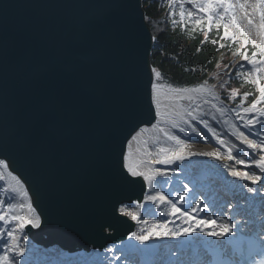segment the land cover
Here are the masks:
<instances>
[{
    "label": "water",
    "instance_id": "obj_1",
    "mask_svg": "<svg viewBox=\"0 0 264 264\" xmlns=\"http://www.w3.org/2000/svg\"><path fill=\"white\" fill-rule=\"evenodd\" d=\"M151 47L140 0H0V157L45 220L34 242L87 251L131 232L117 209L144 182L123 179L121 152L149 123Z\"/></svg>",
    "mask_w": 264,
    "mask_h": 264
},
{
    "label": "snow or ice",
    "instance_id": "obj_2",
    "mask_svg": "<svg viewBox=\"0 0 264 264\" xmlns=\"http://www.w3.org/2000/svg\"><path fill=\"white\" fill-rule=\"evenodd\" d=\"M170 2L174 3L175 0ZM186 3L191 4L195 11L186 12ZM174 15L175 12H169L170 17ZM186 16L187 22L201 28L205 40L213 28L218 31L222 29L220 41L239 45L236 55L250 69H245V64H241L242 71H237L236 75L242 76L244 83L254 87L255 98L245 107V101L252 95L251 92H245L236 108L229 109L214 91V86L208 87L206 83L191 88L165 85L159 83L161 73L153 68L154 77L150 78L147 87L148 111L144 114L150 126L149 123L136 125L127 138L126 151L121 152L122 170L126 173L123 179L134 183L136 178H141L146 191L142 201L132 202L135 209L121 207L119 211L121 215L142 225L139 232H131L128 239L145 246L144 250H151L150 241L173 240L178 242L179 249L185 246H202L206 258L201 264H241L235 258L236 238L240 231L238 225L232 219L222 220V212L216 214L207 199L198 198L203 193L190 187L191 181L184 176L187 166L169 169L172 165L183 164L185 160L190 161L192 157L232 161L234 165L243 167L222 164L221 167L227 171V175L240 181H248L250 185L259 184V188L249 187L248 191L264 197V192H261L264 189V0H180L181 26L185 25ZM175 23L173 20V24ZM211 43L216 45L218 41L213 39ZM219 46L224 47V44ZM249 46L252 49L250 54ZM220 87L223 88L224 85ZM237 96L238 92L233 89L228 100L235 101ZM184 100L189 102L187 106L180 103ZM204 105L210 107L206 109ZM233 114L240 121L239 127L232 122ZM206 116L225 125L228 135L235 137L239 145L244 146L243 149L224 138L209 119L204 118ZM197 125L211 134L223 152L186 151L190 142L184 136L195 134L203 137ZM237 151H243L248 159L235 155ZM8 167L5 159L0 157V168ZM252 168L258 169L259 174L251 171ZM173 174L184 178L173 180ZM8 175L18 187L4 188V191L16 196L22 193V202L5 203L0 198V241H4L0 247V264H25L21 259L25 256V247L21 241L29 239L26 229H39L45 220L31 202L23 178L12 171ZM4 179L0 175V181ZM181 183L183 188L179 187ZM166 184H171V188L165 190ZM13 198L9 196L10 200ZM227 207L231 209L232 205ZM202 212L213 214L201 216ZM157 216L167 219H157ZM261 229L264 230V222L261 223ZM203 237L215 238V241L206 243ZM181 238H184L183 241ZM120 251L127 258L125 250ZM173 255L177 253L173 252ZM260 264H264V261Z\"/></svg>",
    "mask_w": 264,
    "mask_h": 264
},
{
    "label": "trees",
    "instance_id": "obj_3",
    "mask_svg": "<svg viewBox=\"0 0 264 264\" xmlns=\"http://www.w3.org/2000/svg\"><path fill=\"white\" fill-rule=\"evenodd\" d=\"M144 6L147 18L156 16L158 11L153 4L144 3ZM182 42L184 41H181V37L173 34L155 36L151 64L161 73L159 82L191 86L204 79L205 74L201 73L203 72L201 66L205 64L210 51L196 54V43L191 42L186 46Z\"/></svg>",
    "mask_w": 264,
    "mask_h": 264
},
{
    "label": "bare ground",
    "instance_id": "obj_4",
    "mask_svg": "<svg viewBox=\"0 0 264 264\" xmlns=\"http://www.w3.org/2000/svg\"><path fill=\"white\" fill-rule=\"evenodd\" d=\"M211 139H212V136L210 135V139L208 138V137H203V140H200V142H202V143H200V144H197V145H195V146H191L190 147V149H189V151H195V152H207V151H213V149L215 148V150H218V148L216 147V146H214V145H216V142L215 141H211ZM234 141H236L235 139L233 140V141H231V142H233V143H235ZM236 144L238 145V147L240 148V149H242L241 147H240V145H239V142L238 141H236ZM235 154L236 155H239L242 159H247V157H246V155H245V153L243 152V151H237V152H235ZM207 158V157H206ZM258 158V157H257ZM209 159V158H208ZM187 162H193V164H194V160L193 159H191L190 161L189 160H187ZM208 162H210V163H212L214 166H219V163H217V161H215V162H211V159H209L208 160ZM197 165L198 164H203V162L202 163H196ZM215 168H219V167H215ZM251 170V169H250ZM226 171V170H225ZM251 171H255L256 173H258L259 174V170L258 169H254V170H251ZM226 173H227V171H226ZM201 174H205V173H200V172H196V175H194V177H198V176H200ZM231 181H228V182H226V187H228V185H235V187H236V189L238 188V189H246L247 188V183L245 182V181H240V180H238V179H234V178H231L230 179ZM231 182V183H230ZM248 182V181H247ZM256 185H251L250 187H255ZM215 187H217V191L219 192V191H221L223 188H221V186L219 185V183H218V186H215ZM260 187V185L258 184L257 185V188H259ZM234 193V192H233ZM251 195H255V194H253V193H251ZM222 196H225V195H222ZM135 240H129L128 238L126 239V241H124V242H122V243H119V244H117V245H114V246H110V247H108L106 250H109V251H111V250H113L114 248H118V247H120V248H123V249H126L127 247H128V250L129 249H131V247L135 244ZM104 251V252H102V253H93V259L94 258H96L97 259V257H102V256H104V255H106V253H107V251ZM96 259H94V260H96Z\"/></svg>",
    "mask_w": 264,
    "mask_h": 264
},
{
    "label": "rangeland",
    "instance_id": "obj_5",
    "mask_svg": "<svg viewBox=\"0 0 264 264\" xmlns=\"http://www.w3.org/2000/svg\"><path fill=\"white\" fill-rule=\"evenodd\" d=\"M232 59H233V56H232ZM203 107H205L206 109L207 108H209L208 106H203ZM206 119H209V120H211L210 119V117H205ZM145 135H148L147 133L145 134ZM195 135V134H194ZM197 136V135H196ZM198 137H201V136H198ZM193 141V140H192ZM190 143H189V146L188 147H190V146H192V144H198V142H196V141H193V142H191V141H189ZM187 150V149H186ZM195 166V165H194ZM157 167H160L159 165L157 166ZM206 167H210V165L209 164H206V165H204V169L205 170H207L208 171V169L206 168ZM193 171H195L196 170V168H194V169H192ZM0 175H3L4 176V180L3 181H1V185H0V194L2 195V196H4V195H10V196H13L14 198L13 199H11V203H17V204H19V203H21L22 202V200H21V197H22V193H21V195L20 196H16L14 193H10V192H8V191H4V188H10V187H18V186H16L15 185V181H13L12 179H11V177L6 173V171H5V169L4 168H0ZM174 195H175V193H174ZM26 202V201H25ZM200 214H206V213H200ZM22 243V242H21ZM23 245V244H22Z\"/></svg>",
    "mask_w": 264,
    "mask_h": 264
}]
</instances>
